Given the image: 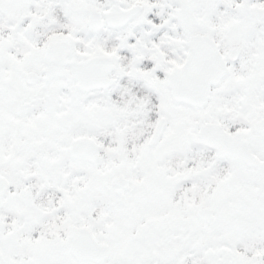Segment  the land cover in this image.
<instances>
[{
	"label": "snow or ice",
	"instance_id": "obj_1",
	"mask_svg": "<svg viewBox=\"0 0 264 264\" xmlns=\"http://www.w3.org/2000/svg\"><path fill=\"white\" fill-rule=\"evenodd\" d=\"M0 264H264V0H0Z\"/></svg>",
	"mask_w": 264,
	"mask_h": 264
}]
</instances>
